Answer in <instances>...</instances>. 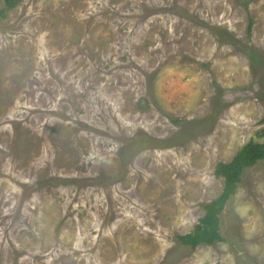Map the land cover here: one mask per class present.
<instances>
[{
  "label": "rangeland",
  "instance_id": "374dc122",
  "mask_svg": "<svg viewBox=\"0 0 264 264\" xmlns=\"http://www.w3.org/2000/svg\"><path fill=\"white\" fill-rule=\"evenodd\" d=\"M0 0V264H264V0Z\"/></svg>",
  "mask_w": 264,
  "mask_h": 264
},
{
  "label": "trees",
  "instance_id": "16d2710c",
  "mask_svg": "<svg viewBox=\"0 0 264 264\" xmlns=\"http://www.w3.org/2000/svg\"><path fill=\"white\" fill-rule=\"evenodd\" d=\"M1 1L6 8H13L19 4V0ZM0 13L4 15V10ZM261 160H264V143L250 140L236 152L230 161H220L216 164L215 175L222 177L224 181L222 192L217 198L203 204L205 215L201 217L195 228L177 237L182 244L195 248L200 244H213L221 239L220 213L231 195L236 192L245 171Z\"/></svg>",
  "mask_w": 264,
  "mask_h": 264
}]
</instances>
